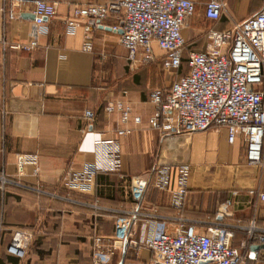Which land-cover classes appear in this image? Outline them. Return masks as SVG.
<instances>
[{"label":"crops","instance_id":"crops-1","mask_svg":"<svg viewBox=\"0 0 264 264\" xmlns=\"http://www.w3.org/2000/svg\"><path fill=\"white\" fill-rule=\"evenodd\" d=\"M100 1L58 3L55 14L39 28L30 17L32 5L25 4L6 25L7 47L0 46V264H95L96 237L102 238L100 251L112 252L106 264H147L152 253L138 241L152 222L173 233L179 216L185 225L194 223L198 232L208 224L225 226L233 233L232 246L240 248L247 238L243 227L252 218L264 227V200L258 197L264 193V149L262 164L250 165L243 137L239 134L229 143L223 126L192 133L151 128V91L169 88L186 65L165 69L164 52L155 43L150 63L131 64L119 43L120 29H112L120 25L114 14L98 24L87 19L67 30L72 5ZM191 1L195 13L182 29L185 58L190 51L204 50L209 29L228 32L264 9V0H223L219 18L211 20L204 14L209 0ZM85 25L91 28V51L82 49ZM31 39L37 41L32 49L13 47ZM256 90L264 92V76ZM109 101L124 102L139 123L130 118L121 124L118 111H104ZM86 110L94 113L92 121L85 118ZM118 128L127 132L118 136ZM96 138L117 141L119 170L95 174L84 191L67 190L63 176L94 162ZM29 155H36L37 163L23 165L18 174V163ZM180 164L189 169L182 208L171 207L167 191L149 186L142 207L155 217L140 218L126 241L111 240L115 219L132 205L131 179L147 176L158 165ZM225 200L231 205L219 217ZM16 228L31 234L22 259L6 252ZM244 258L245 264H264V244L250 242Z\"/></svg>","mask_w":264,"mask_h":264},{"label":"built area","instance_id":"built-area-1","mask_svg":"<svg viewBox=\"0 0 264 264\" xmlns=\"http://www.w3.org/2000/svg\"><path fill=\"white\" fill-rule=\"evenodd\" d=\"M75 0H0V46L7 47L6 25L19 16L18 8L31 4L33 22L38 28L46 18L55 14L56 5ZM223 0H209L205 3L207 19L217 20L223 11ZM195 13L191 0H101L88 5H72L70 18L66 20L67 30L72 32L83 20L92 19L100 23L109 14L120 21L113 30H122L120 45L127 52L131 64L145 65L153 59L152 44L164 52L162 65L168 70H177L181 65L185 40L182 29ZM82 49L92 50L89 35L90 26L85 25ZM37 45L35 39L13 46L29 50ZM186 72L175 79L169 88H155L149 95L152 113L148 118L151 128L161 132L192 133L210 126H223L227 130L229 143L240 134L246 144V162L262 164L264 138V92L256 90L264 76V9L246 20L235 23L228 32L209 29L202 51H190L186 55ZM104 111L120 113L121 124L132 118L139 123L138 116H131L130 109L122 101L107 102ZM88 121L94 113L86 110ZM127 132L118 128V136ZM95 160L80 170H69L62 178L67 190L84 191L89 180L99 172H117L119 149L115 139L93 140ZM37 163L36 155L25 156L17 165L18 174L23 165ZM1 180V177H0ZM3 182L8 181L2 177ZM189 169L185 164L177 166H155L147 176L131 179L132 205L115 219L111 240L126 241L131 228L140 218L155 217L142 207L143 197L149 186L169 193L170 205L175 210L183 206L188 191ZM251 194L254 191H250ZM264 200V193H258ZM230 200L220 205L217 215H227ZM173 233L165 231L159 223L152 222L151 228L138 244L152 253L147 264H245L244 250L253 240L264 244V227L252 218L243 228L247 238L240 248L232 246L233 233L220 224H208L198 232L194 223L185 225V219L177 218ZM31 241L29 230L16 228L12 231L6 246L7 254L18 259L25 257ZM93 259L95 264H106L111 251H100L102 238L94 239Z\"/></svg>","mask_w":264,"mask_h":264},{"label":"trees","instance_id":"trees-1","mask_svg":"<svg viewBox=\"0 0 264 264\" xmlns=\"http://www.w3.org/2000/svg\"><path fill=\"white\" fill-rule=\"evenodd\" d=\"M185 48V46H184ZM183 48V50H184ZM184 53V52H183ZM185 62H186V58L183 56L182 59H181V65L180 67L178 68V70H182V68L185 66ZM263 149H264V138H263V144H262V152H261V156H262V153H263Z\"/></svg>","mask_w":264,"mask_h":264},{"label":"rangeland","instance_id":"rangeland-1","mask_svg":"<svg viewBox=\"0 0 264 264\" xmlns=\"http://www.w3.org/2000/svg\"><path fill=\"white\" fill-rule=\"evenodd\" d=\"M193 45H195V44H190V46H193ZM188 48V47H187ZM157 88H163V87H157ZM0 245H1V229H0Z\"/></svg>","mask_w":264,"mask_h":264},{"label":"water","instance_id":"water-1","mask_svg":"<svg viewBox=\"0 0 264 264\" xmlns=\"http://www.w3.org/2000/svg\"><path fill=\"white\" fill-rule=\"evenodd\" d=\"M32 19H33V15L31 14V16H30ZM122 32V30H120V33ZM260 247H262V246H260Z\"/></svg>","mask_w":264,"mask_h":264}]
</instances>
